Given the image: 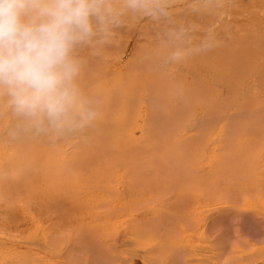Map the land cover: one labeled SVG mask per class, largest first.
<instances>
[{
  "label": "bare ground",
  "instance_id": "obj_1",
  "mask_svg": "<svg viewBox=\"0 0 264 264\" xmlns=\"http://www.w3.org/2000/svg\"><path fill=\"white\" fill-rule=\"evenodd\" d=\"M107 1L114 3L108 8L101 7L103 23H97L93 20V35L87 42L79 45L73 51L74 58L79 61L80 72L74 81L78 89V97L70 110V120L79 123L89 111L96 113L94 120L89 121L83 128L75 130L72 129L70 124H66L60 129L67 131L68 137L57 144L55 143L57 142L56 139L54 141L49 136L51 132L53 133L57 129L50 127L46 119L38 124L35 120L19 115L14 110L8 95L5 92H0V115H7L5 123L7 129L11 132L12 138L16 136L17 131L18 135L21 134L25 140V149H28L26 148L28 145L31 149L36 148L42 151V160L43 158L44 160L41 161L46 162L43 168L52 176L47 186L44 183L42 186L49 191L62 189H67L68 191L72 187L70 183L74 181L83 182L82 175L88 174L97 180V184L100 187H105V189L101 190L98 188L93 189L89 193L91 194V199L98 197L95 194L93 195V192H110L111 183H113L116 190H121L135 177L130 175L133 171L140 175L142 170L143 165L139 166L137 164L138 159L134 155L138 157H142L141 155H154L152 147L154 148L157 145L156 148L159 149L161 144L157 141L160 137L161 139H166L168 135V138L171 137V142L176 143L178 147H175L176 149L173 148L175 150L174 154H169L167 158L170 159L177 155L176 157H179L176 160L177 163L180 162L181 165H183V162L192 164V152L196 154L197 147L201 145L199 136L209 127H213V129L208 131L205 142V149H210L207 155L209 163H207L208 168L203 167L207 171L209 170L211 175L239 177L244 174L239 170H230L231 168L229 167L225 170L226 174L224 172L217 173L214 164L219 160L218 153L221 147L223 129L226 126L230 127L232 123L235 124L236 118L245 111H263L262 109L264 108V17H257V15L264 13V0H252L256 6H254V10L249 11V14L233 15V20L235 18L238 21L230 26L228 35L222 33L224 31L221 32L219 30L222 26H219L214 21L211 12L214 7L206 11L201 9L207 4L208 0H202L201 2L195 0L193 5L196 7H184L181 5V7L178 6V9L175 4L176 11L167 12V14L159 13L160 11H165V3H169L167 1L162 2L160 0L159 4L153 5L152 3L153 6L149 5L152 0H137L135 6L131 4L130 0H123L119 3H116L118 2L116 0ZM250 4L246 3L240 6L246 5L248 7ZM199 8L205 12H200ZM109 9L111 12L105 13V10L108 12ZM188 15L192 16L189 17ZM186 18L188 19L187 21L179 22V20H185ZM190 21L194 22V27L199 24L202 25L200 29L203 31L215 32V39L217 40H213L210 43L207 41V44L205 41L207 38L202 37L201 32L195 30L194 27L192 28ZM214 27L219 29L214 31ZM137 36L142 37L141 39L139 38V41L144 40L145 42L138 43V40H136ZM153 37H159L168 42L159 41L153 43ZM134 41L136 42L134 43ZM130 46L133 51L129 64L120 72H116L115 65L121 60V55L129 52ZM184 47L188 50L184 51ZM115 53H119V55L116 56ZM116 77H122V88L114 90V87L111 86V88L110 85L118 80ZM234 83H236V86H233ZM135 91H145L146 93L138 97L133 95L130 97L128 95V93ZM260 98H262V101ZM237 100H242V104H238ZM254 103L257 105L255 109L249 106ZM247 106L253 109L247 108ZM241 118L243 120L242 116ZM248 124H245V127ZM15 126H17L18 130L13 129ZM218 126H220V129H218ZM246 129L248 130V128H245V132ZM156 130L161 133H156ZM139 132L140 135L137 136ZM255 132L254 136L256 138L261 136L260 131L255 129ZM44 133H48V135H44ZM37 135H41L38 140L42 139L44 146L42 145L43 143H38L37 145L29 141L30 138ZM232 138L234 139V137ZM69 140L68 144L67 141ZM52 142L55 144V150H53V147H48ZM238 142L235 141L239 145ZM99 143L105 146L103 148L105 150L104 154L101 153L102 148H99ZM93 146L97 148L95 153H93ZM83 147L89 148L85 149ZM231 147H234V145ZM225 148L228 149L227 147ZM79 150H84L86 153H80ZM212 150H215L214 154ZM96 152L101 153L102 157H95ZM238 153H240V150ZM234 154L233 158L236 157ZM127 155L131 162H127L126 159H124L123 163L121 162L123 165L128 163L129 173L125 176V170L121 168L122 166L115 159L120 161L121 158H125L124 156ZM77 156H81V158L76 159ZM94 159L97 160L94 161ZM99 159H102L103 163ZM182 159L184 160L183 162ZM170 160V162L175 161L173 158ZM234 160L236 161V159ZM132 162L133 164H131ZM93 164L94 168H100L102 173L99 171L96 176L93 175ZM117 165L121 169H117ZM198 167L200 166L198 165ZM191 170L197 177H202L204 182V175L207 171L202 173V171L196 170L194 167ZM104 172L105 174H103ZM150 174L148 172L142 176L147 177ZM55 182H59V184H55ZM90 183L92 185L95 182L90 180ZM64 184L67 185L64 186ZM88 184L86 183V186H89ZM248 187L242 186L241 188H244L242 191L247 190ZM131 190L134 189L131 188ZM128 191L129 188L127 189ZM135 192H138V190ZM80 194L79 192H74L72 196L77 197ZM82 194H84V198L89 195ZM122 209V212L119 213L117 207H89L75 221L69 216L64 217L56 225L59 226V229L55 231V237L49 240L45 236L38 244L36 243L35 248L42 254L39 258L38 253H36L37 256H35L38 257V260L36 261L33 258L32 263L52 264V259L61 261V259L68 257H77L79 264L82 262L84 264H104L103 261L106 264H139L138 257L143 252L155 253L156 249L160 247L159 244L156 246L155 243L149 250L147 247L144 250L129 249L131 252L124 255L119 242L131 237L133 231L136 235L144 236L143 239L146 240L148 238H146L144 231H154L151 230L154 228H152V224L148 226L144 223L135 222V216L142 217L144 209H141V207H132L130 209L122 207ZM161 210L162 207L157 211L151 209V213L153 212L154 214L155 212V216L159 214L162 216L163 211ZM148 212L150 210L145 213ZM124 215L131 217L126 223L122 219ZM121 223H123V226H121ZM69 225L74 229L69 233L70 235L74 234L75 239L69 236V241L63 243V241L58 240L57 236L61 235ZM5 226L9 229H18L19 224L9 223L8 221ZM110 229L113 230L115 237L110 238L107 236V231ZM155 235L156 233L152 232L149 238ZM118 243L120 244L119 247ZM142 244L144 242L141 240L140 245ZM2 251L4 252L2 254L7 256L5 251ZM174 251L175 249L172 254L177 252ZM28 254L32 255L33 253L31 254L30 250ZM151 256L153 255L151 254ZM4 258L2 257V260ZM20 258L22 259L23 256Z\"/></svg>",
  "mask_w": 264,
  "mask_h": 264
},
{
  "label": "rangeland",
  "instance_id": "obj_2",
  "mask_svg": "<svg viewBox=\"0 0 264 264\" xmlns=\"http://www.w3.org/2000/svg\"><path fill=\"white\" fill-rule=\"evenodd\" d=\"M116 1H118L116 3H119L123 0ZM161 1H167L169 3H165V11H160V14H167V12L170 13L176 11L175 9H179L178 6L181 7V5H183L184 7H196L195 5H193L195 0ZM201 1L202 0H199V2ZM251 1L252 0H208L206 2L208 5L205 3L206 5L204 7H201V9L206 11L210 10L211 7H214L213 10H211L213 19L217 24H219V26L222 27L221 29L216 27H214L215 29H213L214 31H216V29H219L221 32L224 31L222 33L228 35L230 33V31L228 32L230 26L236 24V22L238 21L235 18L233 20V15H246L247 13L249 14V11L254 10V6L256 5L253 1L250 4ZM159 2L160 0H152L151 4L149 5L153 6L159 4ZM171 2L172 4H170ZM113 3L114 2H108L107 0H101V7L108 8L109 6L113 5ZM246 3H249L250 5L248 7L246 5L243 7L240 6ZM166 4H169L170 6H167ZM175 4L177 5V8L175 7ZM227 8L229 9L225 10ZM201 9L199 8L198 10L204 13L205 11H202ZM110 12V9L108 10V12L107 10H105V13ZM261 15H264V13L257 15V17L263 18L264 16ZM188 16L190 17L192 15ZM187 18L185 20L181 19L179 20V22L183 23L188 20ZM190 24L192 28L195 25L193 21H190ZM201 26L202 25L199 24L194 27V29L201 32L202 37L207 38L205 39L206 43L207 41H209L208 43H210L213 40H217L215 39V32L209 30L203 31L200 29ZM139 38L141 39L142 37H136L138 43L145 42L144 40L139 41ZM158 38L159 37H153V43L166 41L162 38ZM135 42L136 41H134V43ZM131 46L129 47V52H127L125 55H121V60H119L115 65L114 68L116 72H120L127 64H129V59L131 58L133 51V46ZM187 50L188 49L184 47V51ZM115 54L116 56L119 55V53ZM132 69L134 70V68ZM121 73L123 74V72ZM121 78L116 77L119 82L117 80L116 82L112 83L110 87H114V90L122 88ZM233 86H236V83H234ZM130 93H128L130 97H132V95L138 97L142 96L146 92L135 91ZM260 100L262 101V98H260ZM237 101L238 104H242V100ZM249 106H252L254 109L257 108V105H255V103ZM247 108L251 107L247 106ZM262 110L264 111V108ZM263 111H245L234 121L236 125L232 123L230 127L226 126L222 131L223 135H221L223 136V138L221 136V147L218 153L219 160L214 164L215 170L217 173L224 172V174H226L225 170L229 167L231 168L230 170H239L241 171V173H244L239 177L230 175H211L209 170L207 171V169H205L208 168L207 163L209 162L207 161V155L210 150L209 148L208 150L205 149V142L207 139L206 135L208 134L209 130L213 129V127H209L207 130H204L199 136L201 145L197 147L196 154L192 152V164L184 163V160L182 159V164L185 166L183 167L180 162H178L180 163V165H178L176 160H178L179 157H176L177 155L172 157L175 161L170 162V159L172 158L169 159L167 157H169V154H174L175 150L173 148H177L178 145L174 142H171V137L168 138V135L166 136L167 138L165 137L167 140L161 139L160 137L157 142H160L161 147L159 149L156 148L157 145H153L154 148L152 147V149H154V155L151 156L140 154L142 157L134 155V157L138 159L137 164L139 166H141V164L143 165L142 170L140 171V175L133 171L135 173L132 172L130 175H133V177H135H131V182L127 183L126 187H123L121 190H116L113 183H111L110 192H93V195L95 194L98 196L97 198L93 199L90 198L91 194L89 193L92 192L93 189L98 188L101 190L105 189V187H100V185L97 184V180H95L93 176L90 177L88 174L82 175L83 182L73 180L74 182L70 183L72 187L69 188L68 191L67 189L49 191L44 188L42 184L44 183L45 186H47V184L52 179V176L48 171L45 170V168H43L46 162H42L44 160V158L42 160V151H39V149L36 148L31 149L28 145L26 146V148L28 149H25V140L21 136V134L18 135L17 131L16 136L12 138L10 134L11 132L7 129V125L5 123L7 115H0V172H2L0 173V264H28L29 262V264H33L34 262L32 263V260L35 259L37 261L38 257L40 258L42 254L39 253L35 248L36 243L38 244L45 236H47L49 240H51L53 237H55V231L59 229V226L56 225L59 224V222L64 217L69 216L73 221H75V219L89 207H117V211H119V213L122 212V207L127 209H130L132 207H141V209H144L141 218L135 216V222H138L140 224L144 223L148 226L149 224L153 225L152 228L154 229L151 230L154 231H144V233L146 234V238L148 239H143V235V237H141V235H136V233L133 231L131 234L132 236L129 235L131 237H127V239L125 238L124 240L119 242L121 244V249L124 255H126L125 253L131 252L129 251V249L144 250L147 247V249L149 250L151 249V246L155 245V243L156 246H158L157 244H159L160 248L156 249L157 251L155 253H147V251L143 252L139 256L141 258L138 257L139 264H264ZM3 112L6 113V111L4 110ZM241 116L243 117L244 121L242 120ZM245 124H248L249 127H245ZM256 124L257 126H259H255ZM245 128H248V130L246 129V132ZM13 129L18 130L17 126L13 127ZM218 129H220V126H218ZM255 129L261 132V136H257V138L256 136H254V134L256 133ZM63 130L64 129H57V131H53V133L51 132L49 135L50 138L52 137L54 141L56 139L57 142L55 143L57 144L63 142L65 138L68 137L67 131L65 132ZM158 131L156 130L155 132L161 133ZM44 135H48V133H44ZM139 135L140 132L137 133V136ZM37 136L30 138L29 141H32V144L37 145L38 143H43L42 145L44 146V141L42 139L38 140L41 135ZM232 137H234V139ZM235 141H239V145L235 143ZM240 141H242L243 143ZM69 142L70 140L67 141L68 144ZM99 144V148H102L101 153L104 154L105 150L103 148H105V146L101 143ZM54 145L55 144L52 142V144H50V146L48 147H53V150H55ZM232 145H234V147H231ZM241 145L244 147H242ZM166 146L169 148H167ZM225 147H227L228 149H226ZM83 148L88 149L89 147ZM93 148V153H95L97 148L95 146H93ZM239 150L240 153H238ZM212 151L214 154L215 150ZM79 152L86 153L84 150H79ZM101 153L96 152L95 157H102ZM233 154L238 158H233ZM81 156H77L76 159H80ZM124 157L125 158H121L120 161L119 159L115 160L122 166L121 168L125 170V176H127V174L129 173L128 163L126 165H123L122 163L124 159H126L127 162H131V160L128 159V155ZM132 159L134 158L132 157ZM234 159H236V161ZM96 160L94 159V161ZM99 160L101 163H103L102 159ZM146 160L147 162H145ZM94 164L92 166V172L93 175L96 176L100 171V168H94ZM131 164H133V162ZM118 165L117 169H121L119 167L120 165ZM198 165L200 167H198ZM124 166L127 168H125ZM203 166H205V168ZM193 167L196 170L199 169V171H202V173L204 171H207L204 175V182L202 177H197L194 172H191L193 171L191 170L193 169ZM148 172L151 173L149 176H142ZM103 174H105V172ZM2 175L3 177H1ZM9 176L11 177L9 178ZM90 180H94L95 183L93 184L97 185H90ZM39 181L41 185L40 183H38ZM86 183H89V186H86ZM55 184H59V182H55ZM65 185L67 184H64V186ZM38 186L42 187L39 188ZM242 186L249 187L247 190L242 191L244 189L241 188ZM128 188L129 191L127 192ZM131 188H133L134 190H131ZM137 190L138 192H135ZM74 192H79L81 194L77 197H73L72 193ZM82 193L89 195L84 198V194ZM160 207H162L161 211H163L162 216L161 214L155 216V212L154 214L153 212L151 213V209L153 211H157L160 209ZM148 210H150V212L145 213ZM39 215H41L42 217ZM170 216L173 217L171 218ZM130 218L129 215H124L122 217V219L125 220V223L128 222ZM8 221L9 223L12 222L14 224H19L18 229L7 228L5 225L8 223ZM121 226H123V223H121ZM70 227L71 225L67 226V231L65 230L61 233V235L57 236L59 241H63V243H66L67 241H69V236H72L73 238L75 237L74 234L70 235L69 232L74 230L72 229V227L70 229ZM152 232H155L156 235L149 238ZM107 236H109L110 238L115 237L112 229L107 231ZM141 240L142 242H144V244L142 245H140ZM177 242L180 245H178ZM119 243L118 247L120 246ZM172 249H175V251H177H174L176 253H174L175 255L172 254ZM182 249L185 250L183 251ZM2 250L5 251L7 256H4L2 254ZM30 250L31 254L33 253L32 255L28 254L30 253ZM36 253H38V257H36ZM151 254L153 256H151ZM22 256L23 258L21 259L20 257ZM2 257L5 258L2 260ZM46 257L50 258L49 256ZM103 262L104 264H106L105 261ZM52 264H79V262L77 261V257H68L66 259H61V261L52 259ZM81 264H84V262H82Z\"/></svg>",
  "mask_w": 264,
  "mask_h": 264
},
{
  "label": "clouds",
  "instance_id": "obj_3",
  "mask_svg": "<svg viewBox=\"0 0 264 264\" xmlns=\"http://www.w3.org/2000/svg\"><path fill=\"white\" fill-rule=\"evenodd\" d=\"M93 20L103 23L101 0H0V92L19 115L73 130L96 118L70 120L80 72L73 51L93 35Z\"/></svg>",
  "mask_w": 264,
  "mask_h": 264
}]
</instances>
